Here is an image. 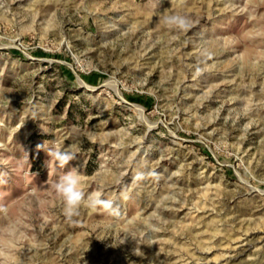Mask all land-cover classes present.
Listing matches in <instances>:
<instances>
[{"label":"rangeland","instance_id":"374dc122","mask_svg":"<svg viewBox=\"0 0 264 264\" xmlns=\"http://www.w3.org/2000/svg\"><path fill=\"white\" fill-rule=\"evenodd\" d=\"M0 207V264H264V0H0Z\"/></svg>","mask_w":264,"mask_h":264},{"label":"clouds","instance_id":"9594fccd","mask_svg":"<svg viewBox=\"0 0 264 264\" xmlns=\"http://www.w3.org/2000/svg\"><path fill=\"white\" fill-rule=\"evenodd\" d=\"M163 23L175 30L187 32L193 26L192 20L184 15L167 14L163 17ZM74 146H69L65 149L55 148L47 151L50 160L56 162L57 166L64 168L71 161L76 159ZM37 149H44L43 145H37ZM55 193L60 197L64 214L68 219H72L80 214V209L86 207L91 211L98 208H103L110 214L119 215V209L114 207L113 201L102 199V193L92 192L86 194L81 187V176L77 168L73 167L59 177L52 185ZM0 211L6 212V208L0 207Z\"/></svg>","mask_w":264,"mask_h":264},{"label":"bare ground","instance_id":"6f19581e","mask_svg":"<svg viewBox=\"0 0 264 264\" xmlns=\"http://www.w3.org/2000/svg\"><path fill=\"white\" fill-rule=\"evenodd\" d=\"M114 83V82H113Z\"/></svg>","mask_w":264,"mask_h":264}]
</instances>
